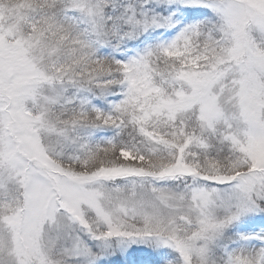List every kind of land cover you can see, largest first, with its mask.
I'll list each match as a JSON object with an SVG mask.
<instances>
[{
    "label": "snow or ice",
    "instance_id": "6c2138e0",
    "mask_svg": "<svg viewBox=\"0 0 264 264\" xmlns=\"http://www.w3.org/2000/svg\"><path fill=\"white\" fill-rule=\"evenodd\" d=\"M0 264H264V0H0Z\"/></svg>",
    "mask_w": 264,
    "mask_h": 264
}]
</instances>
